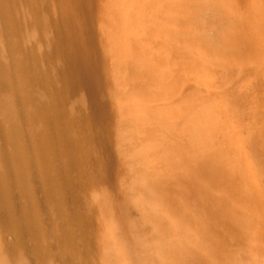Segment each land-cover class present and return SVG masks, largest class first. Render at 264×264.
I'll return each instance as SVG.
<instances>
[{
  "label": "rangeland",
  "instance_id": "obj_1",
  "mask_svg": "<svg viewBox=\"0 0 264 264\" xmlns=\"http://www.w3.org/2000/svg\"><path fill=\"white\" fill-rule=\"evenodd\" d=\"M84 2L85 5L78 4L76 0H7L5 9L10 21L3 19L0 28V65L4 82V87L0 88L2 176L5 160H9L8 153L12 148L6 135L13 127L11 123H20V131L14 130V138L23 149L22 155L27 154L32 163L30 181L36 185L45 178L36 141L44 130V119L37 101L39 98L54 101L55 98L56 73L63 61V55L57 53L54 47L56 32L73 27L86 39L85 47L93 51V55L99 56L100 52L102 60L99 0ZM224 10L236 33H227V40H221L220 44H210L203 39L204 34L210 35L215 31L214 26L205 22L187 23L185 28H181L183 32L178 35L176 48L181 73L172 99L179 100L187 114L206 102L227 103L225 117L219 124L217 135L212 136L209 149L200 153L199 156L204 159L193 161L189 178L176 180L168 173L161 176V194L174 209L179 206L185 208L202 233L204 241H186L190 244L186 245L188 248L180 247L185 251L186 264H194L191 259L194 245L195 248L200 246L205 249L202 264H264V0H234ZM3 12L0 1V13ZM260 36V41L256 42ZM161 56L173 59L169 51H163ZM99 64L102 65V62ZM35 71L39 74L37 80ZM204 72L207 76L208 73L211 75L207 81L202 80ZM99 74L102 82L97 100L106 104L111 98L112 85L108 83L110 80L105 81L109 77H105L103 68H100ZM166 80L170 81L169 78ZM108 90L109 98L106 96ZM77 93L75 97L62 100V117L56 131L58 137L70 142L80 131L78 124L71 123L68 118L74 113L73 105L83 95V89L79 88ZM12 99L21 102V120L11 117L1 105V101L10 102ZM160 102L165 103V98H161ZM112 134V130L107 132L108 143L113 141ZM111 145L108 146L110 159L108 162L106 159L105 168L88 175L84 169H73L67 174L75 185L73 199L67 191L59 188L50 203L47 202L45 212H40L39 216L48 222L49 244L53 245L45 247L43 244L39 251L35 248L33 251L31 247L37 239L24 238L21 241H30V248L18 247L20 254L21 249L25 250L35 264H67V261L71 264H101L104 251L101 236L107 223L106 209L98 207L102 205L101 195L105 193L111 199V213L127 229L130 222L141 214L132 200V155L129 151L118 154ZM58 203L57 209L61 213L77 211V216L67 219L65 225H58L52 218V212L56 210L53 205ZM143 226L148 233L151 225L145 223ZM67 230L76 232L77 238L74 235L69 237ZM1 233L6 246L17 237L14 229L3 227ZM6 246L4 249L9 259L12 258L11 263L16 264L20 255L11 250L17 248ZM65 249L66 253L63 252Z\"/></svg>",
  "mask_w": 264,
  "mask_h": 264
},
{
  "label": "bare ground",
  "instance_id": "obj_2",
  "mask_svg": "<svg viewBox=\"0 0 264 264\" xmlns=\"http://www.w3.org/2000/svg\"><path fill=\"white\" fill-rule=\"evenodd\" d=\"M0 1L5 12L0 13L1 28L2 20L6 18L10 21V15L6 13L7 0ZM76 2L85 5L84 0ZM233 3L234 0H99L102 60L100 52L96 56L85 47L86 39L73 27L56 32L54 47L57 53L63 55V61L61 65L58 64L60 67L56 73L55 98L54 101L42 98L37 101L44 119L43 133L36 138L45 169L42 182L36 185L31 183L32 163L27 154L22 155L23 149L15 141L14 130L20 131V123H11L13 127L6 135L12 148L1 172L3 176L0 175V264H14L4 249L3 227L14 229L17 234L7 244L11 249L30 248V241L21 240L33 237L37 239L31 247L33 251L34 248L39 251L43 244L45 247L51 245L48 222L39 216L40 212H45L47 202L55 197V191L59 188L67 191L70 199L74 198L75 185L67 177L71 170L84 169L88 175L101 167L105 168L106 159L107 162L110 159V143L118 154L129 151L132 155V200L141 214L130 222L127 229L111 213V199L105 193L101 195L102 205L96 206H103L107 212V223L101 236L104 248L101 264H186L184 249L188 248L187 244L190 245L186 241L204 239L196 221L185 208L179 206L174 209L167 200H163L161 176L168 173L176 180L189 178L193 161L204 159L199 155L209 149V142L212 136L217 135L228 105L206 102L187 114L179 100L172 99L181 73L176 60L178 35L187 23L205 22L214 26L215 31L210 35L204 34V40L214 45L227 40V33L233 31L234 27L224 7ZM260 39L261 36L256 42ZM163 51L173 54V59L162 57ZM1 68L0 65V88L4 87ZM100 68L104 69L105 77H109L104 80H110L108 83L112 85L111 98L109 101L107 99L106 104L97 100L102 82ZM35 73L37 80L39 74ZM208 78L211 75L208 73L207 76L206 72L202 80ZM79 88L83 89V95L76 99L72 109L74 113L68 118L71 123L78 124L80 131L70 142L56 135L62 117L60 106L64 98L77 96ZM110 91L106 95L108 98ZM161 98H165L166 102L161 103ZM91 102L94 105L91 106ZM20 103L16 99L1 101L6 112L17 120H21ZM111 130L114 137L108 143L107 132ZM1 136L3 132L0 127ZM58 206L59 203L53 205L56 210L52 212V218L58 225L77 216L75 210L71 214L61 213ZM145 223L151 225L148 233L143 226ZM75 233L66 231L69 237L74 235L77 238ZM194 246L192 262L202 264L205 249ZM180 247L184 249L180 250ZM16 250H11L20 255L16 264H35L25 250L21 249V254ZM66 250L63 252L66 253Z\"/></svg>",
  "mask_w": 264,
  "mask_h": 264
}]
</instances>
